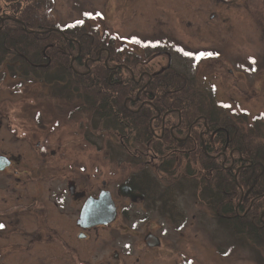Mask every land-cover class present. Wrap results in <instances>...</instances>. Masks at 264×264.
I'll return each instance as SVG.
<instances>
[{"label": "trees", "instance_id": "16d2710c", "mask_svg": "<svg viewBox=\"0 0 264 264\" xmlns=\"http://www.w3.org/2000/svg\"><path fill=\"white\" fill-rule=\"evenodd\" d=\"M107 37L84 24L58 26L39 0H0V67L18 80L68 90L91 111L90 131L121 134L127 128L130 148L150 151L141 161L134 157L143 154L130 155L131 180H155L156 193L183 190L180 182L188 181L227 239L263 258L262 132L246 127L245 112L223 111L215 96L196 87L191 76L169 69L148 84L152 106L145 102L138 109L134 99L148 100L147 88L139 90L146 77L137 82V71L132 75L123 68V45L115 46L114 35ZM130 56L137 64L136 54ZM158 109L161 114L150 118ZM163 113L164 133L157 136L152 130L159 133ZM170 126L186 138L172 137ZM205 129L208 132L199 137ZM165 182L172 184L162 187ZM159 198L170 199L162 193Z\"/></svg>", "mask_w": 264, "mask_h": 264}, {"label": "rangeland", "instance_id": "374dc122", "mask_svg": "<svg viewBox=\"0 0 264 264\" xmlns=\"http://www.w3.org/2000/svg\"><path fill=\"white\" fill-rule=\"evenodd\" d=\"M39 1L43 5L45 4L47 14L52 16L60 27L84 24L86 27L97 30L100 36L114 35L115 46L128 40L126 30L132 21L127 19L126 12L121 6V0ZM209 1L215 0H208V4ZM192 2L194 3L195 0ZM204 2L206 0H201L200 5H193L186 19L190 18L195 26L201 19L211 21L210 26L213 24L215 26L211 29L214 31L208 39H217L219 32L222 31H220L221 26L217 25L219 21L216 12L219 8L210 6V4L205 6ZM147 5V0H139V10ZM129 16L134 17L132 12L129 13ZM176 16L178 18V14ZM161 18L164 19V17ZM78 21H82V23H78ZM227 22L232 23L233 19L230 18ZM136 25L130 29L133 34L138 33L139 26ZM164 28L171 31L172 25L165 24ZM233 30V27H230L228 31L232 33ZM181 34L183 40L191 43L206 39L200 31L196 30V27L188 28L187 33ZM133 36L138 38L139 34ZM130 39H133L132 36ZM244 55L249 62L254 61L252 53L247 49H244ZM218 58L220 59L219 56ZM209 59L207 58V60ZM198 63L193 62V66L188 61L186 65L189 67V72L193 71L191 67H198L200 70L204 61L200 60ZM221 64L218 61L216 66ZM215 71L212 81L211 77L205 78V72L201 76L195 71L198 76H201V80L194 74H189L191 76L189 77L193 78V82L198 83L208 80L207 87L201 85L199 88L205 90L206 94L214 95L218 107L223 111L232 115L245 112L246 127L248 125L256 130L259 128L264 141V68L260 69L258 74H256V68L246 69L245 72L239 70L242 75L236 71L234 75H229L226 70L224 72ZM236 78L239 80L236 81ZM258 78H262L261 83L257 80ZM65 94L69 95V91L66 89H61V92L54 91L51 84L34 80H18L12 77L4 67H0V119L2 120L0 147L6 152L17 154L21 142L26 141L30 135L33 146L36 141H45L48 149L55 151L49 159V173L52 171L51 174H55L58 182H54L53 187L50 186L48 198H46L49 222L55 220L54 211L60 208V202H64L60 196L56 198L60 192V187L57 184L62 180L60 177L62 163L65 162L70 166L77 163L82 183L88 181L91 184L97 182L100 185V180L108 178L110 179L109 186L122 180L124 175L134 168L126 162L123 165L117 139L112 133L109 131L98 133L95 130L92 135L93 132L88 131L89 122L92 121L91 111L85 106L82 107L80 101L72 95L65 96ZM11 133H16L18 139H15ZM85 133L87 134L85 135ZM110 145H113L112 149L115 155L108 161L102 154L103 151L100 152L99 149L107 148ZM142 158L143 156L141 158L134 157V160L141 161ZM22 168L24 167L22 166ZM49 173L36 174V176L40 179L46 178ZM58 173L59 176H57ZM185 184L188 185V183ZM0 194L6 196L8 193ZM178 197L177 202L182 213L185 214V220L180 221L177 225L165 216L151 217L146 222L139 218H132L128 224L118 217L110 226L111 229H99L93 234V241L81 243L84 245H81L79 249V258L89 260L90 264H102L101 261L105 263V260H109L113 264H115L114 262L181 264V259L188 264H264V257L256 258L254 252L227 239L225 231L221 225L216 223L211 211L199 202L192 191L190 193V189L178 194ZM22 223L26 228L25 218L22 219ZM135 225H138V228ZM54 226L57 225L54 223ZM27 227H31V222ZM148 228L161 236V243L155 248H147L141 241V236L144 235L143 231L145 232V229ZM5 236V233H0V238L4 239ZM19 237H25V235ZM73 245L76 243L74 242ZM169 247L171 248L170 252ZM33 250L34 262H11L12 258L20 257L21 251H8L0 259V264H78L72 260L73 257L70 253L62 254L56 243H48L47 247L36 245ZM113 250L120 251L119 261L112 258ZM42 256L50 262H36Z\"/></svg>", "mask_w": 264, "mask_h": 264}, {"label": "flooded vegetation", "instance_id": "af4514ba", "mask_svg": "<svg viewBox=\"0 0 264 264\" xmlns=\"http://www.w3.org/2000/svg\"><path fill=\"white\" fill-rule=\"evenodd\" d=\"M147 2V7H142L139 10V0H121V6L126 12L127 19L132 21L126 30L128 40L122 42L124 48L122 53L126 58V62L121 64L132 75L137 71L139 74L137 82L144 75L146 77V82L141 84L139 90H144L145 87L147 88L148 100L134 99L133 101H138V109L145 105V102L152 106L151 94L153 89L148 84L151 79L155 78L154 76L167 71V69L171 70L173 74L179 72L188 77L194 74L199 80L202 79L201 76L205 72V78L211 77L210 80L212 81L214 78L213 75L216 73L215 70L220 72L226 70L229 75H234L236 71L242 75L240 71L245 72L246 69L253 70L256 68V74H258L260 72L259 70L264 68V0L209 1L210 6L213 5L219 8L216 12L218 13L217 19L219 21L217 25L221 26L220 31L222 30L221 33L219 32L217 39L210 40L208 38L211 37L214 31L211 29H213L215 24L210 26L212 24L211 21L201 19L196 24L197 26H195L190 18L186 19L188 13L191 11V7L195 4L200 5L201 0H195L194 3L192 0H147ZM204 3L207 6L208 0ZM130 12L133 13L134 17L129 16ZM176 14H178V18ZM161 17H164V19ZM211 17L213 16L211 15ZM230 18L233 19L232 23L227 22ZM135 24L139 26L138 33H135L139 34L138 38H135L133 36L135 34L131 33L130 30ZM165 24H171L172 30L170 31L164 28ZM193 27H196V30L198 32L200 31L206 39H200L197 43L183 40L181 33H187V29ZM230 27H233L234 32L230 33L228 31ZM130 36L133 38L132 40L130 39L131 41L129 40ZM244 49L252 53L254 57L252 63L245 57ZM131 53L136 54V57L139 58L137 64L132 63L131 59L133 57L130 56ZM201 53L205 55L200 56ZM107 55H111V53L107 52ZM207 58L210 59L207 60ZM200 60L204 61L201 69L198 70V67H191L193 71L189 72V67L186 63L190 61V64L194 66L193 62L198 63ZM218 61L222 63L220 66H216ZM195 71L201 76H198ZM235 80L237 81L239 79L236 78ZM257 80L261 83L262 78H258ZM194 85L196 87L201 85L207 87L206 85H209V82L208 80L201 83L194 82ZM160 114L161 111L158 109L156 114H151L150 118H157ZM164 114H162L159 120L161 121L158 129L159 133L154 131L155 128L152 130L157 136L159 134L161 136L164 133ZM1 123L2 120L0 119V125ZM178 123L180 124V120ZM90 130L91 128L88 129V131ZM124 131L121 134L120 132L112 133L109 131L117 139L118 151L121 152L123 165L125 164L124 162L130 164L131 154H134V156L143 154V157L150 155L148 148L134 147L131 149L128 138L129 130L125 128ZM169 131L171 132V136L177 140L185 139L187 136L186 134L184 137H179L173 132L172 126H170ZM91 132L94 135V131ZM206 132H208L206 129L203 132H199V137H202L203 133ZM11 134L15 139H18L16 133ZM26 135H28L27 132ZM90 143L94 144L91 141ZM45 144V141H36L35 146H33L32 136L29 135L26 141L21 142L16 152L17 154L6 152V150L0 147V156L5 157L8 161L0 169V193H8L6 196L0 194V225H3V227H0V233L3 232L6 234L4 239L0 238V259L8 251H21L20 257L12 258L11 262H34L33 249L36 245H44L47 247L48 243H56L62 254L70 253L74 262H78V264H90L89 260L81 259L78 256L81 245H84L81 243L93 241L92 236L99 229H111L110 226H112L118 217H121L127 224L132 218H139L143 222H146L150 220L149 218H158V216H165L173 223H179L185 220V214L182 213L177 201L179 200L178 194H181L183 191L190 189V193L191 191L193 192L192 186L186 180L180 182L183 190L172 192L161 191L163 195H167L170 198L163 202L159 198L161 193H156V187H154L155 180L140 178L133 181L129 178L132 171H128L123 179L115 185L109 186L110 179L108 178L100 180V185L97 182L94 184L88 181L82 183L79 178V166L77 167V163H73L70 166L64 162L60 165V177H62V180L57 184L60 187V192H58L56 197L58 198L60 196L64 202H60L61 209L58 207L59 211L57 209L54 211L55 220L49 222L46 198H48L50 186L53 187V183L58 182V180L55 178V174H51L52 171L49 173V159L50 156L54 155L55 151L49 150ZM112 146L110 145L107 148L103 147L99 149L100 152L103 151L102 154L105 155V159L108 161L115 155ZM218 150L222 152L219 148ZM149 160H151L150 157ZM67 166L69 167L67 168ZM46 173H49L46 178L40 179L36 176V174ZM57 176H59V173ZM185 183H188V185ZM136 184L140 188L136 187ZM171 184L170 182H165L162 187L167 188ZM120 185H126L136 195L130 197L120 194ZM101 191H108L110 193L116 207L115 218L106 224L82 227L78 223V219L85 200L88 197L97 196ZM171 199L173 200L171 201ZM55 201L54 203L57 202ZM23 218H25L26 228L22 223ZM172 219L175 220L173 221ZM29 222H31V227H27ZM54 223L57 226H54ZM135 227L138 228V225H135ZM142 234L144 235L141 236V241L147 248H155L161 243V236L155 234L149 228L147 230L145 229V232L143 231ZM20 235H25V237H19ZM147 235L157 237L159 243L157 245H150L147 239H145ZM73 240L76 245H73ZM170 250L171 248L169 247V252ZM119 252L118 250L111 252L114 260H120ZM42 254L44 253L42 252ZM185 257L187 258V255ZM36 262L50 261L42 256ZM101 262H103L102 264H106V262L107 264H113L109 260H105V263L104 261ZM114 263L140 264V262ZM141 263L145 264V262ZM180 263L188 264L185 260L182 261V259Z\"/></svg>", "mask_w": 264, "mask_h": 264}, {"label": "water", "instance_id": "95a60500", "mask_svg": "<svg viewBox=\"0 0 264 264\" xmlns=\"http://www.w3.org/2000/svg\"><path fill=\"white\" fill-rule=\"evenodd\" d=\"M25 30L26 28L23 27ZM8 163L7 159L0 156V169ZM120 194L134 197L133 193L126 185H120ZM116 215V207L108 191H101L95 197H88L80 212L78 223L82 227H88L95 224H106L111 222ZM262 216V215H261ZM150 245L159 243L157 237L147 235L146 238Z\"/></svg>", "mask_w": 264, "mask_h": 264}, {"label": "snow or ice", "instance_id": "6c2138e0", "mask_svg": "<svg viewBox=\"0 0 264 264\" xmlns=\"http://www.w3.org/2000/svg\"><path fill=\"white\" fill-rule=\"evenodd\" d=\"M86 15H90V14H86ZM78 23H82V21H78ZM189 55H191V53H189ZM205 55L204 53H201L200 56H203ZM211 55V54H209ZM197 59H199V57H197ZM0 227H3V225H0Z\"/></svg>", "mask_w": 264, "mask_h": 264}]
</instances>
